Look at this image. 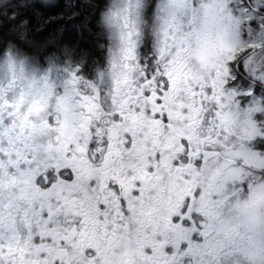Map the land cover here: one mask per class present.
<instances>
[{
	"label": "snow or ice",
	"instance_id": "1",
	"mask_svg": "<svg viewBox=\"0 0 264 264\" xmlns=\"http://www.w3.org/2000/svg\"><path fill=\"white\" fill-rule=\"evenodd\" d=\"M0 264H264V0H0Z\"/></svg>",
	"mask_w": 264,
	"mask_h": 264
}]
</instances>
